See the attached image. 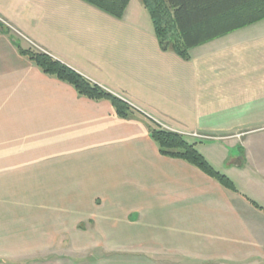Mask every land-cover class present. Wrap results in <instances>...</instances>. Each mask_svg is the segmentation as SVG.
Wrapping results in <instances>:
<instances>
[{"label":"crops","instance_id":"crops-1","mask_svg":"<svg viewBox=\"0 0 264 264\" xmlns=\"http://www.w3.org/2000/svg\"><path fill=\"white\" fill-rule=\"evenodd\" d=\"M0 17L13 27L0 26V169L54 168L85 188L93 210L75 227L95 235L72 243L95 256L0 264H239L203 251L234 248L224 234L251 235L254 219L264 221V20L194 48L187 61L161 48L141 0L122 19L83 0H0ZM19 42L136 115L79 96ZM152 124L195 144L238 192L162 156Z\"/></svg>","mask_w":264,"mask_h":264},{"label":"rangeland","instance_id":"rangeland-1","mask_svg":"<svg viewBox=\"0 0 264 264\" xmlns=\"http://www.w3.org/2000/svg\"><path fill=\"white\" fill-rule=\"evenodd\" d=\"M70 183L54 168L0 169V260L95 256L91 251L81 255L72 244L94 240L95 235L75 227L92 212L94 203L88 200L85 188ZM254 220L257 226L251 235L224 234L225 246L234 248L203 252L217 253L239 264H264V221ZM84 225L90 228L88 222ZM252 257L255 261L249 263Z\"/></svg>","mask_w":264,"mask_h":264},{"label":"trees","instance_id":"trees-1","mask_svg":"<svg viewBox=\"0 0 264 264\" xmlns=\"http://www.w3.org/2000/svg\"><path fill=\"white\" fill-rule=\"evenodd\" d=\"M83 1L118 19L125 16L131 2V0ZM141 1L151 16L161 48L164 51L172 50L187 61L191 59L190 53L194 48L264 20V0ZM18 47L21 53L44 74L70 84L79 96L95 101H110L120 118L130 119L136 115V111L125 101L90 82L65 64L33 47L24 48L21 43ZM149 131L162 156L186 161L228 190L238 192L233 181L215 170L198 152L196 145L187 142L182 135L156 124L149 126ZM251 204L261 209L255 203Z\"/></svg>","mask_w":264,"mask_h":264},{"label":"built area","instance_id":"built-area-1","mask_svg":"<svg viewBox=\"0 0 264 264\" xmlns=\"http://www.w3.org/2000/svg\"><path fill=\"white\" fill-rule=\"evenodd\" d=\"M0 25L3 26V27H5V28H7V29L13 30V27L9 23H7L6 21H4L1 17H0ZM15 35L22 37V35H20L19 33H16Z\"/></svg>","mask_w":264,"mask_h":264}]
</instances>
